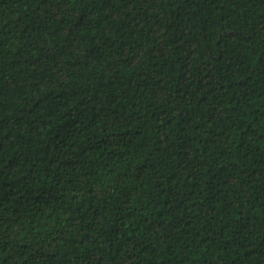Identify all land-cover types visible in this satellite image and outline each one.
I'll list each match as a JSON object with an SVG mask.
<instances>
[{
    "label": "trees",
    "instance_id": "1",
    "mask_svg": "<svg viewBox=\"0 0 264 264\" xmlns=\"http://www.w3.org/2000/svg\"><path fill=\"white\" fill-rule=\"evenodd\" d=\"M0 264H264V0H0Z\"/></svg>",
    "mask_w": 264,
    "mask_h": 264
}]
</instances>
